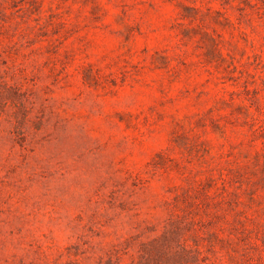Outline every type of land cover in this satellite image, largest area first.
<instances>
[{"label":"rangeland","instance_id":"1","mask_svg":"<svg viewBox=\"0 0 264 264\" xmlns=\"http://www.w3.org/2000/svg\"><path fill=\"white\" fill-rule=\"evenodd\" d=\"M0 264H264V0H0Z\"/></svg>","mask_w":264,"mask_h":264}]
</instances>
